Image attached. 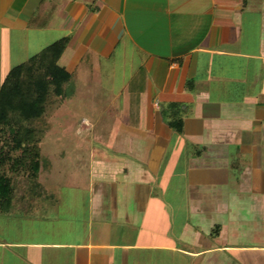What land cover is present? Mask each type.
Masks as SVG:
<instances>
[{
	"label": "crops",
	"instance_id": "0c3cea01",
	"mask_svg": "<svg viewBox=\"0 0 264 264\" xmlns=\"http://www.w3.org/2000/svg\"><path fill=\"white\" fill-rule=\"evenodd\" d=\"M34 59L101 143L14 180L0 264H264V0H0V86Z\"/></svg>",
	"mask_w": 264,
	"mask_h": 264
},
{
	"label": "trees",
	"instance_id": "16d2710c",
	"mask_svg": "<svg viewBox=\"0 0 264 264\" xmlns=\"http://www.w3.org/2000/svg\"><path fill=\"white\" fill-rule=\"evenodd\" d=\"M31 64L12 69L0 86V207L10 201L14 180L38 185L44 132L36 123L56 108L48 105L69 79L56 66L40 68L36 59Z\"/></svg>",
	"mask_w": 264,
	"mask_h": 264
},
{
	"label": "rangeland",
	"instance_id": "374dc122",
	"mask_svg": "<svg viewBox=\"0 0 264 264\" xmlns=\"http://www.w3.org/2000/svg\"><path fill=\"white\" fill-rule=\"evenodd\" d=\"M87 81H88V78H87ZM73 84H71L72 86L70 85V91H69L70 98L72 99L71 102L74 100L73 95L76 93V91L74 92V90H72L74 86ZM92 92L93 91L91 90L90 82H85V84H82V87L79 91V94L80 93L83 94L82 96L85 98L84 102L82 104H78V102L73 101V103L66 106L68 108L66 107L63 108V110L69 109L70 112H73V113L75 112L74 114L72 113L71 117L67 118L65 117L66 115H62L63 111L59 112L61 114H58V108L52 107L42 117L44 118V120L36 123L38 127L40 126L39 128L43 129L41 132H44V135L38 144L39 149H40V163L42 167L46 168L45 171L49 172L55 178H58L59 172L53 168H56V166L59 167L61 165L64 167L65 165L64 161H62V159L59 158L60 156L57 155L59 151L68 150L66 152L67 153L69 152L70 154L69 156H67L66 159L70 160V157H76L75 150H78V151L80 150L82 152L86 148H89V146H91L92 143H95V142L97 143L100 141L98 139L91 138V136L88 135L89 133H86L88 132V130L86 131L84 130L82 133H79L78 135H76L75 127L77 125V122L73 121L74 118L80 119L82 115L88 114L90 108L85 105L89 104V100L91 99V96L92 98L94 97V94ZM95 103L97 105H100L99 101H96ZM57 120H60L64 128H59L60 124H57L58 123ZM54 130H57V131H54ZM48 131L50 132L47 134ZM68 162L70 164V161ZM65 163H67V160H65ZM45 174L47 173L42 172L43 176ZM244 257L249 258L248 255H245Z\"/></svg>",
	"mask_w": 264,
	"mask_h": 264
}]
</instances>
